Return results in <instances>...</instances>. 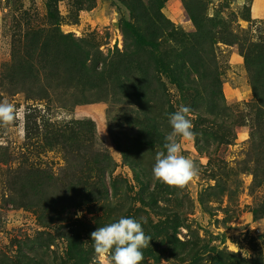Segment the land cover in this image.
<instances>
[{"label":"trees","instance_id":"16d2710c","mask_svg":"<svg viewBox=\"0 0 264 264\" xmlns=\"http://www.w3.org/2000/svg\"><path fill=\"white\" fill-rule=\"evenodd\" d=\"M59 1L48 0L52 26L27 34L25 43L14 50V63L4 74L8 82L1 85L10 94L22 92L28 99H48L53 93L56 101H65L59 96L63 94L74 97L76 104L108 101L110 110L134 108L133 114L126 118L136 128V135H132L129 144L118 140L117 145L123 161L133 171L137 186L114 176L117 162L110 152L94 149L87 136H93L94 122L77 121V128L68 129L67 164L63 170L66 176L55 177L53 172L36 167L26 169L25 173L15 170L10 180L12 199L18 206L32 207L31 201L41 197L43 201L56 200V218L49 221L56 219L59 224L53 232L40 230L33 238L16 240L14 254L0 252V264H99L91 232L121 216L140 220L145 234L152 238L142 250V264H162L164 259L172 260V264H264L262 257L241 258L211 245V240L196 232L189 239H181V227L193 231L187 213L181 210L183 200L176 187L161 183L152 175L156 153L164 149L165 136L171 131L168 114L177 110L168 85L177 89V103L190 108L192 131L200 152L207 153L211 140L232 144L234 127L240 124L235 117L241 106L226 103L220 43L238 45L245 58L254 95L244 106L251 112L254 152L256 155L264 152V40H241L224 18L208 14L210 0L184 1L195 27L190 33L165 15L163 7L168 0H119L131 16L122 19L124 46L111 56H104L93 39L61 29ZM86 1L74 0L73 23H78V12L88 7ZM251 17L248 20L252 21ZM31 121V117L26 121L27 139L35 135ZM257 162L259 167L261 161ZM68 175L71 177L66 185L64 178ZM214 179L217 182L214 187L225 193L229 179L223 180L217 173ZM52 180L56 192L48 186ZM260 185L263 184L257 186ZM261 200L254 208L258 219L264 217V197ZM84 202L98 207L92 221H70L58 212L66 208V203L79 207ZM144 213L149 217L153 214L158 220L147 221L142 217ZM48 226L49 222L43 224ZM59 240L65 241L62 251ZM55 245L57 248L53 250Z\"/></svg>","mask_w":264,"mask_h":264},{"label":"rangeland","instance_id":"374dc122","mask_svg":"<svg viewBox=\"0 0 264 264\" xmlns=\"http://www.w3.org/2000/svg\"><path fill=\"white\" fill-rule=\"evenodd\" d=\"M169 1L163 7L165 15L183 31L193 32L194 24L184 6V1L187 0ZM210 1L208 14L224 18L227 25L240 35L241 40H264V0ZM86 3L88 7L78 12V23H73L71 13L76 11L74 0L59 1L61 29L65 33L72 32L78 37L93 39L104 56H111L117 48L122 50L124 34L121 24L124 17L131 19L129 10L119 0H87ZM170 9L173 14L169 12ZM249 16H252V21L248 20ZM51 26L48 0H0V101L7 100L17 112L13 123H0V252L7 254H14L16 240L33 238L40 230L53 232L59 224L56 219L49 221L51 217L56 218V200L52 198L45 201L42 197L33 199L30 203L32 207H21L13 202V191L9 188L13 171L21 170L25 173L26 169L37 167L53 172L55 177L66 176L63 170L67 164L68 129L69 126L77 128V121L94 122L93 136L87 135L90 136L94 149L110 152L117 162L114 176L137 186L133 171L123 161L117 145L118 140L129 144L132 135H136V128L126 118V115L133 114L134 108L125 110L116 107L110 110L108 101L76 104L72 100L74 97H65L63 94L59 96L65 98V101H56L53 93L48 99H28L22 92L13 95L2 87L1 84L7 80L4 79V74L14 63V50L25 43L30 31ZM218 47L226 103L229 106H241L235 117L240 124L234 127L235 138L232 139V144L211 140L207 153L199 151L195 137L190 141L181 140L182 154L195 161L199 174L186 187L175 189L183 200L181 210L187 213L188 223L193 230L190 232L189 228L183 226L179 237L189 239L196 232L205 240H211V245L224 248L241 258L254 260L257 257L264 258V217L258 219L254 216L255 206L264 197V152L261 155L254 152L251 112L244 106L254 95L245 58L238 45L220 43ZM168 87L171 99L178 109V91L172 85ZM245 114L246 119H243ZM189 116L193 118V115ZM29 117L32 118L31 124L34 127L32 133L35 132L31 139L26 138V121ZM258 160L261 161L259 167ZM216 173L223 180L229 179L225 193L214 187L217 184L214 179ZM69 177L71 176L64 178L66 185ZM106 179L107 182L110 181L109 176ZM54 181L48 186L51 185L52 191L56 192ZM260 182L263 185L257 186ZM41 189L39 187V191ZM137 190L138 187L134 191ZM81 198L86 201L84 196ZM66 205V208L58 212L62 218L70 221H92L98 213V207L93 203L84 202L79 207ZM142 217L147 221L158 220L153 214L149 217L144 213ZM48 222L50 226L43 227ZM58 243L59 250L62 251L65 241L59 240ZM56 248V245L52 246L53 250ZM97 259L99 264H108L107 257ZM172 262L162 260V264Z\"/></svg>","mask_w":264,"mask_h":264},{"label":"clouds","instance_id":"9594fccd","mask_svg":"<svg viewBox=\"0 0 264 264\" xmlns=\"http://www.w3.org/2000/svg\"><path fill=\"white\" fill-rule=\"evenodd\" d=\"M189 113L190 108L181 105L168 114L171 131L165 136L166 151L156 153L152 168L155 180L181 189L199 174L195 161L182 154L181 140L190 141L195 137ZM16 117L15 107L7 100L0 101V123L11 124ZM151 239L145 234L141 221L129 216H121L91 232L97 257H107L108 264H142V250L149 246Z\"/></svg>","mask_w":264,"mask_h":264},{"label":"crops","instance_id":"0c3cea01","mask_svg":"<svg viewBox=\"0 0 264 264\" xmlns=\"http://www.w3.org/2000/svg\"><path fill=\"white\" fill-rule=\"evenodd\" d=\"M170 1H171V0H170ZM170 1H169V2H170ZM169 2H168V3H169ZM168 7H169V5H168ZM171 10H172V9H170V10H169V12H170V13H172V11H171ZM172 14H173V13H172ZM175 15H177V14H175ZM253 16H254V15H253ZM254 17H255V16H254Z\"/></svg>","mask_w":264,"mask_h":264}]
</instances>
